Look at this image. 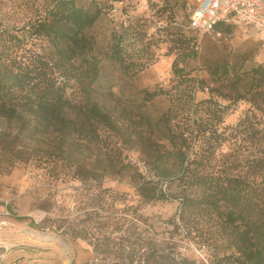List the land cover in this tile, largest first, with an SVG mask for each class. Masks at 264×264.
Listing matches in <instances>:
<instances>
[{
  "label": "rangeland",
  "instance_id": "374dc122",
  "mask_svg": "<svg viewBox=\"0 0 264 264\" xmlns=\"http://www.w3.org/2000/svg\"><path fill=\"white\" fill-rule=\"evenodd\" d=\"M44 2L0 0V29L23 26L38 16L36 6ZM76 3L99 12L85 31L99 71L93 80L60 78L67 84L66 96L72 105L66 115L72 126L46 125L24 110H18L13 119L0 115V136L6 135L0 146V264H113L108 235L122 230L116 217L123 215L125 201L141 216L144 228L157 238L166 236L164 220L176 211L173 196L179 187H168L145 159L164 144V130L156 122L170 102L165 95L148 100L144 93L174 89L177 100L191 99L186 112L179 103L173 111L180 122L194 116V105L211 97L219 107L225 106L222 125L235 124L247 105L234 102L231 85L217 80L212 72L228 66L239 77V91L245 92L250 68L264 66V51L253 30L233 25L222 37L204 36L194 48L196 56L180 64L185 77L194 82L185 89L173 74L174 54L169 53L168 43L178 35L195 38L188 27L187 0ZM129 23L120 51L130 60L124 72L108 57L110 35L122 32ZM88 107L99 119L84 117ZM5 144L14 149L4 148ZM145 179L158 181L157 189L172 198L143 202L136 190ZM204 219L176 249L201 264H206V253L199 242L212 243L221 223L213 217ZM78 233L88 238L72 237Z\"/></svg>",
  "mask_w": 264,
  "mask_h": 264
},
{
  "label": "trees",
  "instance_id": "16d2710c",
  "mask_svg": "<svg viewBox=\"0 0 264 264\" xmlns=\"http://www.w3.org/2000/svg\"><path fill=\"white\" fill-rule=\"evenodd\" d=\"M36 9L38 16L16 30L0 29V115L13 119L18 110H24L41 123L65 129L72 126L66 115L72 104L66 96L67 84L60 78L93 80L97 76L99 68L91 57L93 45L85 31L94 25L99 12H90L76 0H45ZM129 27L130 23L122 32L110 35L108 57L124 72L130 68V60L120 51ZM216 28L223 34L226 30L220 23ZM190 29L195 38L178 35L168 43L169 53L174 54L173 74L185 89L194 82L185 77L180 64L196 56L194 48L199 45L198 35ZM75 62L76 67H70ZM212 73L231 85L234 102L247 105L235 124L222 125L225 106L219 107L211 97L194 105V116L180 122L173 111L179 103L186 112L191 99L177 100L174 87L172 91L144 93L148 100L165 95L170 102L156 122L164 130L162 141L166 145L159 144L145 160L168 187H179L173 196L177 208L164 220L168 234L157 238L144 228L141 216L130 204L122 202L124 213L116 217L122 230L116 236L108 235L113 264H201L176 252L177 245L199 228L201 217L204 222L210 217L221 221L212 243L199 242L206 264H264V66L250 68L245 92L239 91V77L231 74L228 66ZM84 117L99 119L92 107L86 109ZM101 121H105L104 116ZM0 137L2 147L6 135ZM5 147L14 149L12 144ZM158 186V181L145 179L136 191L143 202L172 198ZM80 236L88 238L85 233Z\"/></svg>",
  "mask_w": 264,
  "mask_h": 264
},
{
  "label": "built area",
  "instance_id": "2783aa9c",
  "mask_svg": "<svg viewBox=\"0 0 264 264\" xmlns=\"http://www.w3.org/2000/svg\"><path fill=\"white\" fill-rule=\"evenodd\" d=\"M187 4L188 26L198 35L199 44L204 36H223L218 23L244 24L254 28L264 51V0H187Z\"/></svg>",
  "mask_w": 264,
  "mask_h": 264
},
{
  "label": "crops",
  "instance_id": "0c3cea01",
  "mask_svg": "<svg viewBox=\"0 0 264 264\" xmlns=\"http://www.w3.org/2000/svg\"><path fill=\"white\" fill-rule=\"evenodd\" d=\"M233 25H242V26H245V27H247V28H250L251 30H253V33H255V30H254V28L252 27V26H247V25H244V24H233ZM233 25H228V26H226V30H230L229 28H231V27H233ZM219 29V28H218ZM223 32V31H222ZM223 34V33H222ZM255 35H256V33H255ZM256 37H257V35H256ZM258 40V39H257Z\"/></svg>",
  "mask_w": 264,
  "mask_h": 264
}]
</instances>
